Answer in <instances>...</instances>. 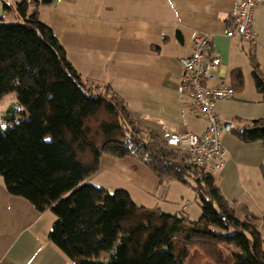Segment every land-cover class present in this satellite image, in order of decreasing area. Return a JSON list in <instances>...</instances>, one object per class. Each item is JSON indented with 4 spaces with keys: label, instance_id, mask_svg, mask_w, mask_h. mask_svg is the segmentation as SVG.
<instances>
[{
    "label": "trees",
    "instance_id": "16d2710c",
    "mask_svg": "<svg viewBox=\"0 0 264 264\" xmlns=\"http://www.w3.org/2000/svg\"><path fill=\"white\" fill-rule=\"evenodd\" d=\"M19 2L22 21L0 22V100L16 92L29 118L14 108L0 131V175L9 193L28 199L56 221L49 239L72 264H264V215L243 207V216L223 194L214 173L187 163V152L163 132L143 126L110 87L93 92L67 57L54 29L39 17V3ZM33 8H31V6ZM253 79L264 100V70L250 55ZM233 87H243L241 69ZM264 142V118L237 132ZM132 156L161 182L178 180L194 188L201 217L169 213L86 181L100 157ZM105 253V259L93 257Z\"/></svg>",
    "mask_w": 264,
    "mask_h": 264
},
{
    "label": "crops",
    "instance_id": "0c3cea01",
    "mask_svg": "<svg viewBox=\"0 0 264 264\" xmlns=\"http://www.w3.org/2000/svg\"><path fill=\"white\" fill-rule=\"evenodd\" d=\"M21 1L0 0V21L9 15L21 20L15 9ZM237 2L51 0L48 4L39 3L38 11L40 19L54 29L68 59L89 89L101 92L110 87L123 97L143 126L160 131L162 123L178 131L201 134L206 130V117L196 111L191 97L181 89L184 70L180 59L191 53L197 34H209V55H216L222 61L213 84L233 86L235 69H241L244 77L243 87L235 89L233 98L216 103L219 121L230 126L224 127L226 134L222 133L228 150L226 164L214 172L223 194L242 217L243 207L250 210L251 207L239 196L229 194L225 183L248 191V198L264 196V142L245 141L237 135L254 120L264 118V100L255 86L250 61V55L254 54L264 70V5L255 9L256 41L251 42L226 33ZM97 172H103L107 177L103 181L116 189H135L139 200L131 196L133 201L147 207H159L152 204L156 197L153 193L160 192L163 183L169 184V190L177 184L193 188L178 180L161 182L149 167L132 156L103 154ZM103 183L102 187L108 188ZM160 199L167 201L163 194ZM53 214L51 210L40 212L28 199L9 193L0 175V262L72 264L65 252L49 239L56 221ZM106 256L105 253L93 255L96 259Z\"/></svg>",
    "mask_w": 264,
    "mask_h": 264
},
{
    "label": "built area",
    "instance_id": "2783aa9c",
    "mask_svg": "<svg viewBox=\"0 0 264 264\" xmlns=\"http://www.w3.org/2000/svg\"><path fill=\"white\" fill-rule=\"evenodd\" d=\"M259 5H264V0H238L236 12L228 22L227 35L255 42L254 15ZM210 45L209 34L199 33L194 38L191 53L180 59L184 70L180 79L181 89L191 97L196 111L206 117V130L201 134L178 131L162 123V132L168 144L187 152L188 164L214 173L225 166L228 157V150L222 141L224 125L215 112L216 103L220 99L233 98L236 90L229 84H213L217 80L215 71L222 61L216 55H209Z\"/></svg>",
    "mask_w": 264,
    "mask_h": 264
},
{
    "label": "rangeland",
    "instance_id": "374dc122",
    "mask_svg": "<svg viewBox=\"0 0 264 264\" xmlns=\"http://www.w3.org/2000/svg\"><path fill=\"white\" fill-rule=\"evenodd\" d=\"M17 21H19V19H14L13 16L9 15L5 19V21L0 22L11 23ZM11 107L14 108L16 117L19 120L27 119L30 116L29 112L18 101L16 92H10L4 95V97L0 100V131L2 132L6 130L8 124L4 119V115L8 113V109ZM223 131L226 134L227 131ZM103 180H107V177L105 174H103V172H97L94 175L92 174L86 179V181H89L91 184L96 186H102L104 184L103 182H106L108 186L107 189L109 191L113 192L114 190H116V187H114L115 185H112L108 181ZM168 185L169 184H167L166 186V183H163L161 186V191L153 193L156 196L153 200L154 203H152L153 206L156 204L155 206H159V208L161 207L162 210L170 213H175L181 210L188 214L191 220H198L201 217L202 211L199 203V197L197 193L193 190V188H190L183 184H177L178 186L175 187V189L170 188L169 190ZM178 187H180V189ZM225 189L227 190V192H229V194H233L237 197L239 196L243 203L249 204L252 212L254 211V213L259 214L261 216L264 215V196L262 198L255 196L252 198H248L250 194L248 191H244L243 189H237L236 187H234V185L232 186L230 183L227 185L225 183ZM130 191L132 194L131 196H133V199L139 200L135 189H131ZM161 194L167 197V201L160 199ZM183 206H186V208L184 209ZM261 231L264 238V225L261 226Z\"/></svg>",
    "mask_w": 264,
    "mask_h": 264
},
{
    "label": "water",
    "instance_id": "95a60500",
    "mask_svg": "<svg viewBox=\"0 0 264 264\" xmlns=\"http://www.w3.org/2000/svg\"><path fill=\"white\" fill-rule=\"evenodd\" d=\"M229 126H230V124H229V123H224V127H225V129H228V128H229Z\"/></svg>",
    "mask_w": 264,
    "mask_h": 264
}]
</instances>
